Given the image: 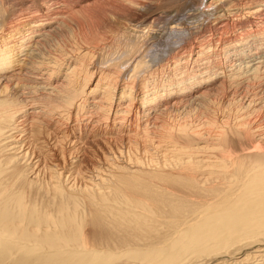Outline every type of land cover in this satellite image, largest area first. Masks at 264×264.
Segmentation results:
<instances>
[{
	"label": "bare ground",
	"instance_id": "6f19581e",
	"mask_svg": "<svg viewBox=\"0 0 264 264\" xmlns=\"http://www.w3.org/2000/svg\"><path fill=\"white\" fill-rule=\"evenodd\" d=\"M0 264H264V0H0Z\"/></svg>",
	"mask_w": 264,
	"mask_h": 264
},
{
	"label": "rangeland",
	"instance_id": "374dc122",
	"mask_svg": "<svg viewBox=\"0 0 264 264\" xmlns=\"http://www.w3.org/2000/svg\"><path fill=\"white\" fill-rule=\"evenodd\" d=\"M51 1H52V3H53V0H51ZM144 1H146V0H144ZM144 1L142 0V2H144ZM147 1H148V0H147ZM110 3H111V1H110ZM252 87H253V86H252ZM252 87H251V88H252Z\"/></svg>",
	"mask_w": 264,
	"mask_h": 264
}]
</instances>
